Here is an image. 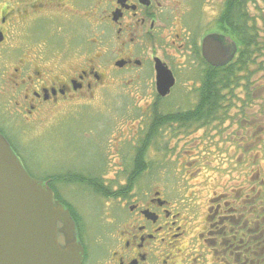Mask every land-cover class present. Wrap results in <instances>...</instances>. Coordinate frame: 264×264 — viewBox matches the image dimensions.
I'll list each match as a JSON object with an SVG mask.
<instances>
[{"label":"flooded vegetation","instance_id":"flooded-vegetation-1","mask_svg":"<svg viewBox=\"0 0 264 264\" xmlns=\"http://www.w3.org/2000/svg\"><path fill=\"white\" fill-rule=\"evenodd\" d=\"M211 34L228 39L220 44L228 61H209ZM158 69L176 79L166 95ZM180 74L198 86L175 97ZM110 83L126 84L120 90L149 123L124 151L122 139L113 144L120 177L94 175L109 194L70 182L106 206L92 251L91 215L70 202L83 264H264V0H0V132L18 156L26 128L50 121L52 110L89 114ZM188 94L191 108H170ZM173 140L193 149L172 148ZM219 153L223 166L214 162ZM204 168L228 175L220 185L233 199L216 203L225 190L214 188L202 205L203 187H189L191 171ZM82 170L70 172L92 175ZM49 175L40 179L65 186Z\"/></svg>","mask_w":264,"mask_h":264},{"label":"rangeland","instance_id":"rangeland-1","mask_svg":"<svg viewBox=\"0 0 264 264\" xmlns=\"http://www.w3.org/2000/svg\"><path fill=\"white\" fill-rule=\"evenodd\" d=\"M119 86L123 87L126 84L115 85L110 83L107 89L93 102L99 101V103L95 106L90 103V106L96 110L89 114L87 110L82 109L75 111L72 115H70V109L65 113L52 110L46 117L50 121L44 122L43 125L38 127L30 126L26 128L22 136H20L22 133L19 136L17 134L18 141L22 146L19 157L32 175L43 178L52 173L69 171L73 167H81L83 168L82 171L87 174L100 173L108 179L120 177L123 174L116 172V168L119 166L115 163V160L118 161L119 159H117L118 155H113V151H115L113 144L115 143L118 147V141L122 139L126 143L120 149L124 151L127 146L130 147L136 136L146 133L149 119H145L144 113L136 106L132 95L124 93ZM196 86H198V79L185 78L184 75L180 74L175 86L174 96H181V88L183 87H186L187 90ZM194 103L195 98L192 94H188L182 99H172L170 108L175 107L174 109H176L185 104L186 109H188ZM140 129L141 132L138 131ZM137 132L140 134H137ZM159 134L161 136L163 131ZM170 145L172 148L175 146L179 150L181 147H191L189 142L183 140H173ZM255 150H258V147ZM238 160L241 162L243 160L242 156H239ZM225 161L226 158L223 157V153H219L214 157V162H217L219 166H223ZM261 169H264V159L261 163ZM240 170L241 174L237 175V173H240L239 171L235 173V183L242 187L243 182L241 183V181L245 172L242 169ZM191 172L194 174L190 176V180L195 184L190 185L189 189L203 187L200 191L202 205H205L206 199L213 195L214 188L215 190L216 188L225 190V193L221 195L223 198L219 196L216 203L221 201L223 205L226 200L233 199L229 195L233 190L229 191L226 189V185H220L226 182L228 175L217 174L206 168ZM201 180L209 184H199ZM58 189H60L63 198L71 202L77 212H84L88 219L91 215L90 222L83 223L88 227L90 225L91 229L88 228L89 231L86 237L90 242L91 250L95 251L98 247L95 243L99 231L98 225H100L101 230H104L101 222L102 215L98 220L99 223H97L98 215L106 208L102 199L89 188L78 187L73 184H65V186H59ZM187 192L184 191V193Z\"/></svg>","mask_w":264,"mask_h":264},{"label":"water","instance_id":"water-1","mask_svg":"<svg viewBox=\"0 0 264 264\" xmlns=\"http://www.w3.org/2000/svg\"><path fill=\"white\" fill-rule=\"evenodd\" d=\"M226 39L213 34L205 38L204 51L210 62L215 63L213 55L230 57L220 47ZM174 84L170 70L158 69L163 95ZM83 258L70 210L55 198L47 182L28 173L0 132V264H82Z\"/></svg>","mask_w":264,"mask_h":264},{"label":"trees","instance_id":"trees-1","mask_svg":"<svg viewBox=\"0 0 264 264\" xmlns=\"http://www.w3.org/2000/svg\"><path fill=\"white\" fill-rule=\"evenodd\" d=\"M182 115H184V114L183 113L182 114H172L171 117H174V118L176 117L177 119H180V118L183 117ZM187 118H188V116H186L184 119H187ZM191 118L194 119L195 115L193 114L191 116ZM49 176L51 178V184H53V185L58 184V183L70 184V182L82 181V182H84L86 184H90L89 186H91L95 190H98L100 193L103 192V193L109 194L108 191H104L103 188L100 187V185H99V183L97 181L98 180V176H94V175L85 176V175L79 174L78 172H70V170L62 172V173H56V174L53 173L52 175H49ZM56 188H55V190H56L57 196H58L59 199L62 200V197H61V195L59 194V192H58V190ZM94 189H92V190H94ZM62 202H65V201L63 200Z\"/></svg>","mask_w":264,"mask_h":264}]
</instances>
